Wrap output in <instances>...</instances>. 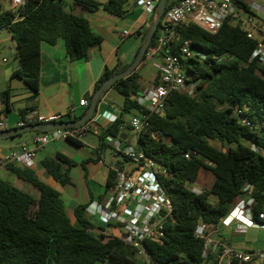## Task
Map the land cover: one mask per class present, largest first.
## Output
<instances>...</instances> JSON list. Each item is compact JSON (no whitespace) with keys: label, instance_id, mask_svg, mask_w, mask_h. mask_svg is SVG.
I'll use <instances>...</instances> for the list:
<instances>
[{"label":"trees","instance_id":"1","mask_svg":"<svg viewBox=\"0 0 264 264\" xmlns=\"http://www.w3.org/2000/svg\"><path fill=\"white\" fill-rule=\"evenodd\" d=\"M4 1L0 0V27L11 32L21 64L13 77L22 79L35 94L39 91L43 42L54 45L64 40L71 58H85L89 49L101 42L88 19L67 10L64 0H25L16 22L15 15L4 8ZM155 1L157 5L159 0ZM179 2L168 0L150 46L156 43L164 15ZM236 3L241 6L238 14L254 16L244 2ZM72 5L84 12L125 14L118 0H73ZM184 42H190L192 50L205 56L183 60L187 83L195 85V94L174 93L161 113L150 116V126L138 137V150L163 167L164 173L158 179L173 207L164 238L147 241L146 245L160 264H209L203 257V242L194 236L198 222L215 228L248 193L256 217L263 210L264 66L256 58L251 59L258 40L249 39L241 23L225 22L214 35L191 25L181 30L179 43ZM116 74L106 71L93 95ZM113 87L124 97V113L134 111L140 115L146 111L133 99L141 87L137 72ZM7 95H3L5 100ZM243 120L259 128L252 129ZM123 124L116 119L101 130V149L106 147L104 139L116 137ZM68 141L81 146L80 141ZM211 142H219L222 147L216 148ZM192 152L196 155L185 157ZM42 165L61 187H75L71 176L74 161L56 153L46 157ZM8 168L37 188L40 197L0 177V264H140L134 248L86 218L88 205L76 208L80 227H75L56 189L40 181L31 168ZM203 168L213 173L215 182L210 189L196 193L188 185L196 182ZM115 176V170H110L108 187L114 185ZM211 195L217 197L215 204L209 201Z\"/></svg>","mask_w":264,"mask_h":264},{"label":"crops","instance_id":"2","mask_svg":"<svg viewBox=\"0 0 264 264\" xmlns=\"http://www.w3.org/2000/svg\"><path fill=\"white\" fill-rule=\"evenodd\" d=\"M64 1L67 10L88 19L92 31L101 37V42L91 47L85 58H71L67 53L64 40H58L54 45L43 42L41 44L39 91L35 94L22 79L13 77V74L21 67L16 54V43L9 29L0 30V122H3L5 131L18 128V122L28 112H35L40 116L60 115L61 122H70L75 117L85 115L97 81L106 71L118 74L131 66L156 18V11L148 12L142 6L141 0H118L125 11L123 16L113 15L104 10L84 12L72 5L73 0ZM96 1L106 3L108 0ZM242 1L246 3L257 20L259 29L255 38L264 40V5L254 1L251 7L247 1ZM236 7L241 6L236 3ZM4 8L8 9L5 6ZM246 17L241 15L242 19ZM125 31L129 34L124 35ZM160 62V56H156L153 62L144 58L135 70L140 77L141 87L139 94L133 96V99L137 100L143 108L146 105L144 102L146 94L158 83L155 64H160ZM5 93L8 94L6 100L3 97ZM81 100H86L88 106L81 107ZM123 104V95L114 87L110 88L100 97L97 111L94 114V117L103 115L105 118L95 124L92 130L80 140L81 146L60 140L51 142L36 153L31 169L40 181L60 193L67 215L75 227H80L75 217V210L80 205H88L85 216L96 228L102 227L109 233L114 227L112 224L106 225L99 218L100 210L105 208L110 193V187L107 186L109 172L110 170L129 172L132 164L124 159L127 162L126 165L114 166V159L110 162L106 161L105 152L107 148H111L117 155H121L116 149L118 144L138 146V137L129 128V122L139 114L134 111L130 116V113H124ZM110 115L123 121L124 124L116 137L109 136L104 139L106 147L101 149L99 134L101 130L114 123L106 118ZM38 135L21 136L19 140H14L16 138L1 139L0 159L18 146L30 145ZM167 141L171 142L169 139ZM211 145L216 148L222 147L219 142H211ZM56 153L74 161L76 163L74 168L80 166L84 169L87 188L84 193L81 192L78 179L73 176L74 168L71 176L75 181V187L69 188L61 187L45 170L42 161ZM200 175L207 180V189H210L215 182L213 173L203 168L198 177ZM0 177L35 198L40 197L37 188L19 179L9 168L1 167ZM200 188L191 190L200 193L205 189V187ZM247 190L248 187L244 189L245 192ZM249 194H245L241 202L233 206L232 210L239 208L245 216L250 215L253 218L252 224L245 227L243 232L239 229L241 225L239 221H234L229 226L221 225L219 233L214 237L235 249L254 252L264 249V222L258 220L253 213V208L250 207L253 200ZM209 201L215 204L217 197L211 195ZM262 212H264V206Z\"/></svg>","mask_w":264,"mask_h":264},{"label":"built area","instance_id":"3","mask_svg":"<svg viewBox=\"0 0 264 264\" xmlns=\"http://www.w3.org/2000/svg\"><path fill=\"white\" fill-rule=\"evenodd\" d=\"M8 9L15 15L13 22L20 20V9L25 5V0H8ZM237 0H180L164 15L160 33L156 43L149 46L145 59L151 62L156 56L161 57L160 64H155L158 73V83L146 94L144 102L146 110L143 114L133 117L129 122V128L139 137L150 126V116L159 114L164 109L167 100L174 93L195 94V85L187 83L186 69L183 60L204 55L190 48V42L180 44L181 30L195 25L202 30L217 34L225 22L233 24L241 23V28L249 39H254L258 33V23L254 16L245 19L238 14ZM242 1V0H240ZM244 2V1H242ZM245 3V2H244ZM142 6L148 12L156 11L155 0H141ZM246 4V3H245ZM7 27H0V30ZM8 29V28H7ZM127 31L124 35H128ZM256 58L260 66H264V40H258L251 59ZM81 107H87L86 100L80 101ZM105 116L92 117L80 127L57 129L43 132L36 136L30 145H21L11 150L0 159V168L9 166L19 168H31L36 153L51 142L60 140L80 141L85 137ZM109 122H115L113 115L106 117ZM60 115L40 116L35 112H28L18 122V128L61 122ZM243 124L252 128L259 127L243 120ZM5 131L3 122H0V132ZM152 137L157 135L152 134ZM118 152L123 158L132 164L129 172L115 170V183L110 187L107 204L100 210V220L106 225L114 227L109 235L120 238L125 244L134 248L140 264H160L149 251L147 241H160L164 238L165 224L172 216V202L163 191L159 175L164 169L156 161L146 156L137 147L118 144ZM196 155V152L186 153L185 157ZM254 201L250 207L253 208ZM264 222V212L257 216ZM253 218L245 216L243 211L236 208L223 218L218 226L211 228L204 222H198L194 230L197 240L203 242V257L209 264H264V249L254 252H245L228 246L214 236L219 233L220 226H229L234 221H239V229L245 231V227L252 224ZM116 232V233H115Z\"/></svg>","mask_w":264,"mask_h":264},{"label":"water","instance_id":"4","mask_svg":"<svg viewBox=\"0 0 264 264\" xmlns=\"http://www.w3.org/2000/svg\"><path fill=\"white\" fill-rule=\"evenodd\" d=\"M168 0H159V2L156 5V18L153 22V25L151 29L149 30L146 40L144 44L142 45L141 49L139 50L136 59L134 62L129 66L126 70L123 72H120L108 80H106L94 93L90 106L88 107V110L86 114L80 118L79 120L75 122H57V123H51V124H36V125H29L21 128H16L13 130H8V131H2L0 132V140L1 139H7L11 138L20 134L28 133V132H49L52 130H57V129H65V128H73V127H80L84 125L86 122H88L96 113L97 111V106L98 102L100 100V97L110 88H112L116 82L119 80L126 78L129 76L133 71H135L138 66L144 61L145 54L151 44V41L153 40L155 33L159 27L160 20L165 12L166 6H167ZM134 147H137L136 144L132 145Z\"/></svg>","mask_w":264,"mask_h":264},{"label":"rangeland","instance_id":"5","mask_svg":"<svg viewBox=\"0 0 264 264\" xmlns=\"http://www.w3.org/2000/svg\"><path fill=\"white\" fill-rule=\"evenodd\" d=\"M67 1L69 2V0H67ZM245 1H247V3L251 7H253L254 1L264 5L263 0H245ZM3 4L6 8L9 7V1L8 0H5L3 2ZM243 15L247 16L246 14H243ZM130 115H131V113L129 114V116ZM37 134L38 133H36V132H28V133H24L21 135L11 137V139L13 140L14 138H16L14 140H19L20 138H22L21 136L27 137V136H31V135H37ZM90 136H91V134H90ZM105 154H106V161L107 162H110L111 159H114V162H113L114 166H120V165H126L127 164V162L124 160V158L121 155H117L111 148H107ZM125 167H127V166H125ZM84 175H85V173H84V169L82 167L79 166V167H76L73 169V176L78 179L81 192H83V193L87 189L86 185H85V176ZM200 187H205V189H207V187H208L207 180L202 178L201 175L198 177V179L195 183L189 185L190 189H198ZM86 196H88V194H86Z\"/></svg>","mask_w":264,"mask_h":264}]
</instances>
